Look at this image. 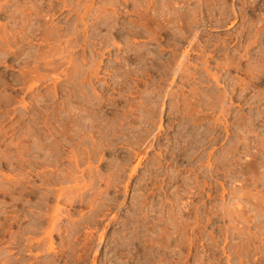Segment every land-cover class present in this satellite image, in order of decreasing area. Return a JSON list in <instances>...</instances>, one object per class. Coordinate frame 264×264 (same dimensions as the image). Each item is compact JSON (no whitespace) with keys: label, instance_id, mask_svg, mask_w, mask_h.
I'll list each match as a JSON object with an SVG mask.
<instances>
[{"label":"rangeland","instance_id":"374dc122","mask_svg":"<svg viewBox=\"0 0 264 264\" xmlns=\"http://www.w3.org/2000/svg\"><path fill=\"white\" fill-rule=\"evenodd\" d=\"M0 264H264V0H0Z\"/></svg>","mask_w":264,"mask_h":264}]
</instances>
